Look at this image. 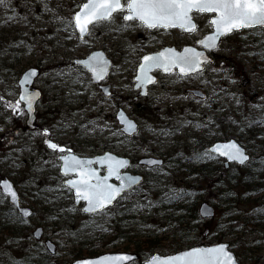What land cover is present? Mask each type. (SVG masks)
<instances>
[{"label": "rangeland", "instance_id": "374dc122", "mask_svg": "<svg viewBox=\"0 0 264 264\" xmlns=\"http://www.w3.org/2000/svg\"><path fill=\"white\" fill-rule=\"evenodd\" d=\"M82 1L4 0L0 4V177L12 178L20 190L22 202L34 209L27 219L11 215L8 198L0 191V264H69L76 258L106 251L135 250L136 245L141 247V258L130 264H142L155 251L172 253L220 241H228L243 264H264V146H252V158L244 165L233 164L226 168L220 158L218 168L206 171L170 164L152 169L141 188L131 189L112 206L88 214L75 205L73 191L64 183L65 176L57 163L58 150L39 143L40 132L25 130L22 128L24 121L14 120L13 107L7 101L15 104L18 89L16 79H3L7 75L4 69L9 66L24 69L38 60L43 69H50L60 61L64 62L63 68L51 69H80L73 58L102 45L100 24L93 26L85 39L78 38L72 16ZM198 20L196 34L211 28L209 14L199 15ZM32 31L38 34L33 35ZM52 31L59 41L54 56L50 47ZM136 31L149 34L135 24L124 25L125 33ZM154 33L152 39L162 37ZM125 41L126 38V47ZM132 41V46L129 41L126 49L130 52L129 58L136 59L139 55L135 53L145 46L142 37L135 35ZM222 49L225 51L224 69L243 70L231 86L235 92L230 100L231 123L236 131L242 127V135L237 138L245 145H253V135L245 132L248 129L264 140L263 136L259 137L260 132L264 133V96L252 93L254 90L263 92L261 87H264V27L245 28L229 34ZM57 75L55 71L43 74L52 83L57 82ZM246 75L249 76L248 85L242 82ZM89 87L87 84L86 90ZM48 96L50 105L54 102L51 91ZM96 102L83 104L76 100L75 112L65 116V121L51 119L48 124L55 138L65 141L66 147L85 152L102 151L110 146V141L115 142L112 146L116 145L118 150L128 151L132 141L126 138L118 141L120 135L116 130L112 132L115 128L111 130L117 123L104 120L100 115L101 105ZM158 117L154 123L142 121V137H151L152 141L166 137L170 120L162 121V117ZM182 120L186 121L185 117ZM194 121L203 125L210 123L204 116ZM214 122L211 119L213 129L216 126L228 134L230 126L225 125L226 121L215 118ZM191 124L195 127L194 122ZM190 127L187 123V129ZM197 134L208 136L204 130H198ZM155 178L162 180L154 182ZM171 196H175V200L170 204L167 202ZM202 201L215 207L213 217L199 215ZM193 211L196 216H192ZM39 225L43 226L44 235L36 239L33 231ZM48 238L56 244L55 253L46 247ZM154 242L157 243L154 249L146 248L145 244ZM26 254L36 256L29 258Z\"/></svg>", "mask_w": 264, "mask_h": 264}, {"label": "flooded vegetation", "instance_id": "af4514ba", "mask_svg": "<svg viewBox=\"0 0 264 264\" xmlns=\"http://www.w3.org/2000/svg\"><path fill=\"white\" fill-rule=\"evenodd\" d=\"M125 14L127 13L117 11L113 13L111 20L90 25L89 32L93 26L102 25L99 31L102 45L93 48L84 55L75 56L73 58V62L80 69H51L53 67L63 68V61H60L58 64L55 63V65L49 67L50 69H47V67L43 69V64L40 63V60L24 69H14L13 66L4 69L7 71V75H4L3 79H16V88L18 89L17 95L14 97L16 101H14L15 104L10 100L7 101V104L13 107L14 120L24 121L22 128L25 130L32 129L31 131L40 132L41 136L38 141L39 143H44L48 146L50 142L65 150L63 152L58 150L57 163L59 166L61 165V156L70 152L82 156L106 154L107 152L112 154L108 155L111 157H116L117 155L128 156L130 164L127 170L132 173H140L143 175L142 181L131 189L141 188L142 182L147 178L148 171L165 167L166 164L182 169H195L197 167L202 169L204 166L206 169H216L218 168V159L221 158L223 159L224 166H226L224 158L220 157L217 153L211 152V145L217 141L228 140L231 137L237 138L238 135L239 137L242 135V127L236 131V129L233 128L234 125L231 123L230 117L233 115V111L231 109L230 100L235 94L231 86L237 82L236 77H240L239 75L243 73V70L224 69L225 66H223L225 63L223 60L225 51L222 49V44L229 34L223 36L218 41L214 50H209V48H207V52L211 58L208 62L203 64L202 69L196 72H190L188 75H182L179 68H173L170 72H165L160 67H153L147 75L152 77L155 83L141 84V81L138 80L137 77L141 76L139 68L143 56L146 54L157 52L165 47H169L176 52H181L189 45L193 46L197 52L204 51L205 47L203 44L199 43V41H202L203 35L210 31L211 28L199 34L195 32L200 24L198 16L208 14H196L193 12L198 21V26L194 32H187L180 28L149 29L142 26L139 21H125L123 19V15ZM212 15L213 14H209L210 18ZM72 20L73 27L76 29L73 16ZM127 24H135L137 28L141 27L145 32H149L148 35H143L139 31L133 33L143 38V44L145 46L143 50L135 53L139 55L136 59L129 58L130 52H127L128 49H126L129 41L130 47L132 46V37L135 36L132 33L124 32V25ZM235 31L239 30H234L233 32ZM154 32L162 34V37L158 36L156 39H152L153 35H155ZM51 33L53 34V39L51 40L50 47H52V56H54L57 53L59 41L55 39L54 32L52 31ZM32 34L37 35L38 32L32 31ZM86 36L80 37L78 34L80 40L85 39ZM124 38H126V47L124 46ZM95 49H101L103 56L110 59L107 72L104 78L100 80L94 78V73L90 69L76 62L77 58L87 56ZM229 63L232 64V62ZM29 69L35 71L36 75L29 78L30 82L24 83L25 91L22 92L20 79ZM45 71L57 72L58 75L55 77L57 82L52 83L46 76H43ZM242 82L248 85V83H250L249 76H244ZM87 84L90 85L88 90H86ZM72 87L74 89H72ZM261 89L263 92L254 90L252 93L255 92V94L263 97L264 87H261ZM50 91L52 92V100L54 102L49 105L47 103V98L49 97L48 94ZM21 95L31 98V103L34 107L32 113L29 112L27 108L28 100H21ZM250 98L252 99L253 97L250 96ZM76 100L83 104L87 101H97L96 104L101 105L100 115L102 118L117 123L115 127H111V130L115 128L112 132L116 130L117 134L120 135V140L118 139V141L122 142L124 138L132 141L133 145L130 146V149L128 151H120L117 149L118 147L116 145L112 146L115 142L110 141V146L105 147L102 151L85 152L79 148H73L72 146L66 147L65 141L56 139L55 132L50 129L48 122L51 119L59 120L61 123L65 121V116H70V114L75 112L76 108L73 104ZM209 110H211L212 113H208ZM121 112H126L129 117L137 121L138 130L134 134L129 135L125 133L122 123L119 122L118 114L121 115ZM158 116L162 117V121L170 120V123H168L169 126L165 130L166 137L164 139L157 138V140L154 141L151 140V137H142L140 134L142 121L148 120L154 123L156 119H159ZM198 116L208 118L210 123H204L203 125L202 123L194 121ZM182 117H185L186 121H183ZM215 118L219 121L227 122L225 125L230 126L228 134L219 130L216 126L215 129L212 128L211 119L215 124ZM193 122L195 127L191 124ZM18 123L20 125V122ZM187 123L191 125L188 129ZM223 124L224 123H222V125ZM169 128L170 130L167 132ZM194 128L196 130H192ZM247 128L248 127L245 126V129ZM198 130H204V132L207 133L205 135L208 136L203 135L199 137L201 135L197 134ZM245 132L253 135V139H251L253 145H245L240 139H237L252 155V151L254 148H257L259 144L264 146V140L258 139L256 136L257 134H254V131L251 129ZM57 134H59V132H57ZM261 136L264 138V133L262 134L260 132L259 137ZM152 142L154 144H152ZM252 146H254V148ZM138 153L142 154L137 155ZM146 156L162 158L163 163L148 165L141 162L140 160ZM233 164L234 163H229L228 167ZM103 171L104 168L101 169V172ZM2 177H0V179ZM159 179L162 180L161 178H155L154 182H158ZM15 185L17 186L16 182ZM9 203L11 205L9 210L20 215L18 208L10 201ZM21 204H24L22 200ZM76 205L82 206L83 202L80 201L79 204Z\"/></svg>", "mask_w": 264, "mask_h": 264}, {"label": "snow or ice", "instance_id": "6c2138e0", "mask_svg": "<svg viewBox=\"0 0 264 264\" xmlns=\"http://www.w3.org/2000/svg\"><path fill=\"white\" fill-rule=\"evenodd\" d=\"M4 0H0L2 4ZM127 13L123 15L125 21H139L140 24L149 29L155 28H180L187 32L196 31L192 13L215 14L210 23L215 27V33L199 41L205 48L216 47L217 39L234 30L252 28L255 26L264 27V0H87L81 7V11L74 17L75 27L79 29L81 36L89 30V25L98 24L102 21L111 20L114 12ZM203 54L195 49L187 48L184 54H177L174 50L168 49L156 56H145L140 67L141 76L137 79L143 83H155L147 73L153 67H160L165 72L173 68H179L182 75L200 70ZM78 63H85L78 61ZM90 70L97 80L103 79L108 67V62L103 59L102 53H96L87 62ZM36 72L31 71L25 76V83L30 82L29 78L35 76ZM21 100H28V108L31 110L30 97L21 96ZM121 116L123 114L121 113ZM134 125L128 123V128L133 129ZM52 150L65 151L58 145L48 143ZM211 152L218 153L230 161L244 163L248 157L235 142L215 146ZM63 161L64 174L78 173L79 179L68 180L69 190L75 189L77 201H87L88 207L85 212L102 211L111 204L118 196L137 184L139 178L123 176L120 169L127 166V161L118 160L111 156L101 158L97 161L80 160L74 156L61 157ZM92 163L107 164L108 174L101 177L95 169L87 168ZM149 164H157V161H148ZM115 177L121 181L120 186L110 184L109 178ZM93 180L95 183H93ZM0 191L11 197L13 203L17 200V194L12 185L4 181L0 184ZM123 198V197H121ZM24 215H29L24 212ZM227 245H219L210 248H194L182 254L168 257L161 264H235V260ZM128 255L105 256L100 264H123L132 260ZM154 257L150 264L159 261Z\"/></svg>", "mask_w": 264, "mask_h": 264}, {"label": "water", "instance_id": "95a60500", "mask_svg": "<svg viewBox=\"0 0 264 264\" xmlns=\"http://www.w3.org/2000/svg\"><path fill=\"white\" fill-rule=\"evenodd\" d=\"M87 0H85L80 8L78 10H76V12L74 13V17L75 15L81 11V7L84 3H86ZM215 15V14H214ZM214 15L212 16V18H214ZM192 17H193V14H192ZM211 18V19H212ZM193 22L195 23V25L197 26V21L195 20V18L193 17ZM78 29V28H77ZM78 32H79V29H78ZM87 33V32H86ZM85 33V34H86ZM215 33V27L213 25V30L208 32L207 34H205L203 36V38L201 40H204L206 37L210 36V35H213ZM80 34V32H79ZM83 34V36L85 35ZM81 36V34H80ZM81 36V37H83ZM223 36V35H222ZM220 36L217 41H216V45H217V42L219 41V39L222 37ZM187 48H191V49H194L193 46H188ZM186 48V49H187ZM168 49H171L169 47H165L163 49H161L160 51H157V52H153V53H149V54H146L145 56H156L158 55L159 53L161 52H164L165 50H168ZM212 49V48H210ZM185 50V49H184ZM184 50L181 51V52H176L177 54H184ZM96 53H102L101 49H96V50H93L91 53H89L87 56H84V57H80V58H77L76 59V62L78 61H83L85 63H80L82 65H84L85 67H87L88 69L89 66H88V63L90 61V58L96 54ZM203 54L202 56V61H207L208 59H210L211 57L207 54L206 52V49H204V51L201 52ZM144 56V57H145ZM143 57V58H144ZM103 59L105 61L108 62V67L110 65V59L109 58H106L105 56H103ZM144 60H142V63L141 65L143 64ZM140 65V67H141ZM107 67V69H108ZM202 67V63L200 65V68ZM30 69H36V68H30ZM27 70L21 77L20 79V84L22 86V92L25 91L24 89V83H25V76L29 73L28 71H31V70ZM140 69V68H139ZM22 96V95H21ZM26 101V100H25ZM27 108H28V103H27ZM33 104H32V107H31V110H29V112H33ZM123 114V116H121L120 114L119 115V121L122 123L123 125V129L126 133L128 134H133L134 132H136V130L138 129V125H137V122L134 118H131L129 117L126 112H121ZM131 123L134 125V128L133 129H129V130H125L128 128V123ZM231 142H235L238 146H240L242 148V150L244 151V154L248 157V159L244 162L246 163L249 159H250V154L246 151L245 147L242 146L235 138H230L228 140H224V141H217L215 142L213 145H211V150L217 146V145H225V144H228V143H231ZM108 155H112L111 153L107 152L106 154H99V155H95V156H80L76 153H73V152H70L68 154H65V155H62L61 157H71V156H74L80 160H91V161H97L101 158H106L108 157ZM224 157V156H223ZM115 159H118V160H125L127 161V165L129 164V158L128 157H122V156H116V157H113ZM157 161L158 164H161L163 163V159L162 158H159V157H155V156H146L144 158H142L140 161L143 162V163H146L148 165H153V164H149L147 163L148 161ZM62 161V160H61ZM230 160H228L226 158V164H228ZM238 163H240L239 161H236ZM244 163H240V164H244ZM101 166H105V172L104 173H101ZM87 168H92V169H95L97 171V173L101 176V177H104V176H107L108 174V170H107V164H100V163H97V167L94 165V163H92L91 165H86ZM61 172L64 174V170H63V161L61 163ZM120 173L121 175L123 176H129V177H133V178H139V181L138 183L142 180L143 176L141 174H134V173H131L130 171H122L121 172V169H120ZM70 174H73V173H70ZM75 175L73 177H68L66 180H65V183L67 184V181L68 180H74V179H79V174L78 173H74ZM112 178H115V177H111L109 178V183L110 184H115L116 186H120L121 184V181L118 180V182H115ZM116 179V178H115ZM4 181H7L9 182L11 185H12V188L13 190L16 192L17 194V200L15 203H13L12 199L10 196H8L6 193H4L5 195L8 196L9 198V201L12 202L17 208L18 210L20 211V213L22 214L23 217L27 218V217H30L32 214H33V208L31 206H28V205H22L21 204V201H20V194H19V191L14 183V181L9 177V176H5L3 178L0 179V184H2ZM93 183H95V181L93 180ZM137 183V184H138ZM68 185V184H67ZM136 185V184H135ZM134 186V185H133ZM127 190V189H126ZM74 191V195H75V189H73ZM75 199H76V203H78L77 201V198H76V195H75ZM115 202V200L111 203L113 204ZM109 204V205H111ZM107 205V206H109ZM106 206V207H107ZM88 207V203L87 201H85V204L84 206L82 207L83 210ZM24 212H28L29 215H24ZM199 212L202 216L204 217H212L214 214H215V207L210 204L209 202L207 201H203L200 206H199ZM89 213H92V212H89ZM44 234V228L43 226L39 225L37 226L34 231H33V236L36 238V239H41L42 236ZM45 244H46V247L47 249L51 252V253H55L56 252V244L54 241H52L51 239H46L45 240ZM219 245H227L228 246V251L231 252V254L233 255L234 257V260H235V264H242L238 258H237V255L236 253L230 249L229 247V242L228 241H220L218 243H215V244H198V245H193V246H190L188 248H184V249H181V250H178V251H175V252H172V253H160L158 251H155L154 253H152L149 258H147L146 260H144L142 262V264H150V262L153 261V258L154 257H159V261H156L155 264H161V262L165 259H167L168 257H172V256H176V255H179V254H182L186 251H189L191 249H194V248H199V247H204V248H210V247H216V246H219ZM120 255H128L130 257H132L133 259L132 260H129V261H126V262H123V264H129L137 259H139L140 255L138 252L136 251H130V250H114V251H106V252H102V253H99V254H95V255H90V256H84V257H80V258H76L74 259L73 261H71L69 264H100V261L102 260L103 257L105 256H120Z\"/></svg>", "mask_w": 264, "mask_h": 264}, {"label": "trees", "instance_id": "16d2710c", "mask_svg": "<svg viewBox=\"0 0 264 264\" xmlns=\"http://www.w3.org/2000/svg\"><path fill=\"white\" fill-rule=\"evenodd\" d=\"M202 170H204V171H206V167L204 166V168H202ZM160 196H161V194H160ZM173 200H175V196H171L169 199H168V202L167 203H172L173 202ZM171 201V202H170ZM14 214V213H13ZM195 215V211H193V213H192V216H194ZM196 216V215H195ZM4 227H7V225H4ZM157 245V243L156 242H154V243H152V245H146L145 244V246H146V248H149L150 250L151 249H154L155 248V246ZM43 251H44V255H45V258H47V253L45 252V250L44 249H42ZM135 250H137L140 254H141V247L139 246V245H136V247H135ZM29 258H31L32 256H31V254H26ZM36 255H34L33 254V257H35ZM32 257V258H33ZM30 260H32V259H30ZM27 261H29V260H27Z\"/></svg>", "mask_w": 264, "mask_h": 264}]
</instances>
